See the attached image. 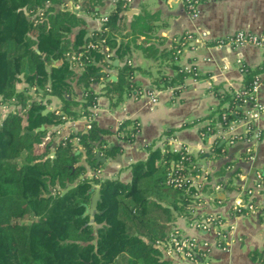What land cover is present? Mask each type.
<instances>
[{
    "label": "trees",
    "instance_id": "16d2710c",
    "mask_svg": "<svg viewBox=\"0 0 264 264\" xmlns=\"http://www.w3.org/2000/svg\"><path fill=\"white\" fill-rule=\"evenodd\" d=\"M103 1L79 0L86 12ZM64 3L65 0H0V103L13 99V104L19 106V110L7 112L0 120V264H170L160 258L154 244L166 236L167 222L175 217L172 209L188 219L194 218L190 207L195 199L193 186L174 188L165 183L171 162L179 158L178 152L171 151L166 143L162 149L153 143L146 145V157L129 164L130 177L123 181L84 175L86 166L79 162L82 155L86 165L96 169L102 165L96 162V152L113 157L122 148L120 144H109L103 135L111 130L99 127L94 120L89 129L71 131L53 145L52 137L41 144L46 126L90 114L99 94L107 96L114 106L140 90L133 74L143 69L129 63L131 48H143L149 42L153 27L159 25L154 22L162 20L160 13L142 9L129 22H122L120 12L126 8V0H115L99 30L84 39L85 29L79 28L75 38L69 40L67 34L82 24L83 18L66 9ZM37 10L42 14L30 17ZM140 36L143 39L137 43ZM100 40L115 52L121 64L116 66V79H107L96 92L91 83L99 79L97 71L107 63V55L87 45ZM180 41L181 37L163 50L169 53L167 59L174 73L153 78L158 88L183 86L186 77L199 76L194 66L186 70L175 64V49L182 46ZM150 46L152 43L146 48ZM79 52L77 60L71 59ZM55 58L60 60L58 65L51 64ZM76 63L78 72L74 70ZM244 66L246 87L264 69V63L253 68ZM25 67L28 71L23 81L27 86L16 88L15 82L20 81L18 75ZM210 90L218 102L206 118L212 119L223 110H227V121L240 117L239 99L231 87L213 84ZM173 91L178 93L179 88ZM46 96H56L61 105L42 113L46 108L42 98ZM40 125L45 128L34 134L27 131ZM138 130L137 121L126 118L118 124L115 134L129 143ZM205 130L206 125L200 128ZM219 141L215 140L212 151L222 152ZM52 150L54 156L42 160ZM187 155L189 159L183 163L192 172L193 158ZM94 186L99 187L100 196L91 216L87 209L92 193L89 189ZM170 188L177 194L170 193ZM163 196H170L168 204L161 202ZM255 206L264 212V201ZM248 255L264 264L257 249Z\"/></svg>",
    "mask_w": 264,
    "mask_h": 264
},
{
    "label": "crops",
    "instance_id": "0c3cea01",
    "mask_svg": "<svg viewBox=\"0 0 264 264\" xmlns=\"http://www.w3.org/2000/svg\"><path fill=\"white\" fill-rule=\"evenodd\" d=\"M148 1L126 0L125 8L136 9V13L142 9L158 11L162 19L154 22L159 25L153 27L152 36L149 42L143 44V48H131L129 63L143 69V72L135 70L133 74V79L140 86V90L124 97L114 106L110 104L107 96L99 94L96 104L91 108L96 124L111 130V133L103 135L108 143L122 146L112 157L118 154L120 161L102 163L98 168L92 169L86 165L82 155L79 162L86 166L84 175L90 176L98 169V176L101 178H119L126 181L130 177L129 164L146 157V145L153 143L154 147L161 149L165 143L169 149L172 145L186 147L193 158L190 162L193 170L190 175L194 188L192 195L195 199L191 201L190 207L194 218L188 219L172 209L175 217L167 222L169 227L175 226L188 235L209 240L210 259L213 264H262L258 260L250 259L248 253L252 249H257L264 257V212H260L255 206L254 210L246 209L236 214L232 211V206L238 201L243 202L245 191L250 188L255 205L264 201L262 187L256 186V171H264V115L256 123L261 137L254 145L251 159H246L242 153L241 142L229 144L225 137L219 141L223 144L222 152L212 151L209 144L214 137L205 135L203 137L200 128L206 124L209 119L206 115L218 102L210 87L219 84L222 88L237 89L244 85V73L239 69L240 64L253 68L264 63V49L260 47L250 44L231 47L216 43V40L236 30L256 33L264 30V0H201L194 14L186 10L181 0H152L151 6ZM76 3L80 5L79 0H65L64 5L74 13ZM114 4L115 0H104L101 5L94 6L91 12L82 10L80 5L78 14H75L83 18V23L74 26L67 34V38L73 40L79 28L85 29L84 39L92 31L99 30L102 24L100 17L106 15ZM136 13L130 18L122 14V22H129ZM184 31L207 33L206 38H198L193 43L177 47L180 52L177 53V48L175 49L177 54L175 64L182 69L194 66L199 76L186 77L183 86L175 84L172 87L158 88L152 82L153 78L162 73L169 75L174 73L167 59L169 53L166 54L163 50L167 51L173 46L175 39ZM141 39L143 36L137 39V43ZM149 43H152V50L160 57L152 63V69L145 63L150 54L149 48H146ZM138 49L142 50V54L137 52ZM115 59L116 64L113 63ZM106 61L107 63L101 64L100 68L104 74L99 75V79L91 83L96 92L107 79H110V75L116 76V66L121 64L114 51L109 52ZM59 63L60 60L55 58L51 64ZM74 70L78 72L80 68L74 66ZM261 72L264 77V71ZM20 82V88L27 86L23 80ZM74 88L79 90L75 85ZM175 88H179L178 93H174ZM148 91L152 93L154 100ZM29 92L34 95L31 88ZM258 97L264 105V79L259 87ZM42 101L49 110L61 105L56 96H46ZM126 118L136 120L139 125L134 140L129 143H125L115 134L118 124ZM84 124L85 120L79 117L58 125L46 126L53 138L51 145L71 131L84 130ZM168 128L172 131L165 133L164 130ZM241 129V123H236L228 133ZM228 133L225 132V136ZM199 183H203L201 189L198 188ZM204 191L209 192L205 194ZM161 202L164 205L168 204L170 196H163ZM215 214L220 215L227 228L229 240L227 249H221L216 244L212 232H205L191 225L194 219L203 221L206 216Z\"/></svg>",
    "mask_w": 264,
    "mask_h": 264
},
{
    "label": "built area",
    "instance_id": "2783aa9c",
    "mask_svg": "<svg viewBox=\"0 0 264 264\" xmlns=\"http://www.w3.org/2000/svg\"><path fill=\"white\" fill-rule=\"evenodd\" d=\"M186 10L194 14L196 11V6L201 0H181ZM48 4V2H46ZM80 8L79 3L74 6V13L78 14V9ZM42 10H37L34 15H41ZM101 22L106 20V15L100 17ZM181 37V45H188L193 43L198 38H206L207 33L205 31H200V33H192L189 31H184ZM216 43L227 46H240V45H254L264 49V30L259 33L236 30L224 38L216 40ZM88 48H97L109 54L110 50L107 46L103 45V40L98 43L90 42L87 45ZM176 52H180L177 48ZM81 53L77 55H71V59L77 60ZM79 65V64H78ZM76 63V67H78ZM186 68V70H189ZM239 69L242 73H245L244 64L239 65ZM264 71V69H263ZM263 72L256 73L248 86L242 85L237 89H233L236 97L239 99V106H241L240 117L237 119H232L230 121L226 120L227 110H223L220 114L216 112L213 118H209L206 122V130L200 131V134L204 137L205 135L213 136L214 140L209 144V148L212 149V145L217 139L226 138L229 144H235L237 142L242 143L241 151L246 159H251L253 157L254 145L258 142L261 137L260 129L257 126V121L264 115V105L262 104L260 98L258 97V90L261 86L264 77ZM152 100L154 96L150 91H148ZM225 103L223 106H226ZM0 106L7 107V104L0 103ZM93 107V106H92ZM91 107V108H92ZM227 107V106H226ZM229 111H232L231 109ZM85 120L84 130L91 127L90 122L93 120V112L91 111L88 115L81 116ZM73 120V119H67ZM236 123H241L242 129L238 132L228 133L234 127ZM225 132L228 133L225 136ZM172 139V138H170ZM77 139H75L76 141ZM173 152L179 153V158L171 162L165 177V183L174 188H181L186 185H192L190 171L184 165L183 161L189 159L188 151L186 147L172 145L170 148ZM231 165H228V167ZM264 171H256V186H263ZM93 175L98 176V169L93 173ZM203 183L198 184V188H202ZM255 203L252 199V190L247 189L245 191V198L243 202H236L232 206V211L234 213H242L244 210H254ZM193 227L202 229L205 232H212L215 238L216 244L221 249H227L229 240L227 228L224 221L221 219L220 215H209L204 218V220L194 219L191 224ZM157 248L160 251V258L168 260L170 264H213L210 259V241L207 239H198L194 236L188 235L182 232L179 228L172 226L169 228L167 235L155 242Z\"/></svg>",
    "mask_w": 264,
    "mask_h": 264
},
{
    "label": "water",
    "instance_id": "95a60500",
    "mask_svg": "<svg viewBox=\"0 0 264 264\" xmlns=\"http://www.w3.org/2000/svg\"><path fill=\"white\" fill-rule=\"evenodd\" d=\"M137 11H136V9H133V8H129V9H124V10H122L121 12H120V16L122 15V14H126L129 18L132 16V14L133 13H136ZM116 62H117V60L115 59L114 61H113V63L114 64H116ZM28 70H27V67H25V69H24V71L23 72H21L19 75H18V77L20 78V81H22L23 80V75H24V73L25 72H27ZM97 74H99V75H103L104 74V71H97ZM109 78L111 79V80H115L116 79V76L115 75H110L109 76ZM20 81H17V82H15V87L16 88H20ZM49 109L48 108H44V109H42L41 110V112L42 113H46L47 111H48ZM38 129H40V130H42V129H44V125H40L38 128H34V129H31V130H27L29 133H31V134H34ZM51 137V131L50 130H47L46 131V134H45V136L43 137V139H42V142H41V144H44L45 143V141L47 140V139H49ZM192 149V148H191ZM193 149H195V150H197V148H193ZM76 153H78V151H76ZM54 156V152H53V150L52 151H50L48 154H46L43 158H42V160H44L45 158H52ZM94 157H95V159H96V162H101V163H103V164H107V163H111L112 161H114V162H119L120 161V156L117 154L114 158H112V157H105V156H102V155H100V153L99 152H96L95 154H94ZM120 164V163H119ZM121 165V164H120ZM89 191H92V193H91V196H90V200H89V204H88V209H87V211H88V213L92 216V213L94 212V210H95V208H96V203H97V201L99 200V187L98 186H95V187H92V188H90L89 189ZM154 247L155 248H157V245L156 244H154Z\"/></svg>",
    "mask_w": 264,
    "mask_h": 264
},
{
    "label": "rangeland",
    "instance_id": "374dc122",
    "mask_svg": "<svg viewBox=\"0 0 264 264\" xmlns=\"http://www.w3.org/2000/svg\"><path fill=\"white\" fill-rule=\"evenodd\" d=\"M149 2V5L151 6L152 5V0H149L148 1ZM136 48V47H135ZM149 52H150V54L147 56V62H145L147 65H149L150 66V68L152 69V67H153V65H152V63L155 61V60H158V59H160V57L158 56V55H156L154 52V50H152V46H150L149 47V50H148ZM137 52L138 53H141L142 52V50L141 49H138L137 50ZM142 54V53H141ZM141 57V56H140ZM143 64L144 66L146 65V64ZM2 103H5V104H7V107H1L0 106V120L2 119V117L7 113V112H9V111H11V110H19V106L17 105V106H15L14 104H13V99H7V100H2ZM204 160H201V162H203ZM170 193H172V192H175L176 194H177V192L176 191H174L173 189H171L170 188ZM209 191H204V193L205 194H207ZM170 228V227H169ZM169 228H168V230H169ZM168 230L166 231V235H167V232H168Z\"/></svg>",
    "mask_w": 264,
    "mask_h": 264
}]
</instances>
